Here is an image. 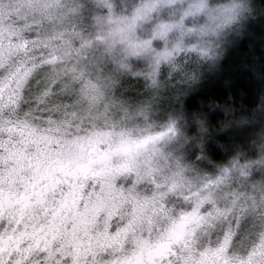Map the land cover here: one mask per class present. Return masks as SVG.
Listing matches in <instances>:
<instances>
[{
  "label": "clouds",
  "instance_id": "9594fccd",
  "mask_svg": "<svg viewBox=\"0 0 264 264\" xmlns=\"http://www.w3.org/2000/svg\"><path fill=\"white\" fill-rule=\"evenodd\" d=\"M0 264H264V0H0Z\"/></svg>",
  "mask_w": 264,
  "mask_h": 264
}]
</instances>
